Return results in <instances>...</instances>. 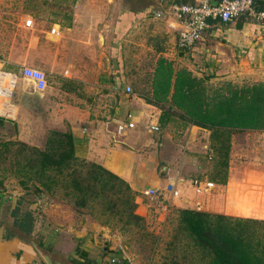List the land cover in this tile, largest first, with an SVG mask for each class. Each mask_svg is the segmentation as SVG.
Wrapping results in <instances>:
<instances>
[{"label":"crops","instance_id":"crops-1","mask_svg":"<svg viewBox=\"0 0 264 264\" xmlns=\"http://www.w3.org/2000/svg\"><path fill=\"white\" fill-rule=\"evenodd\" d=\"M46 1L35 0V16L27 14L24 15L23 19L17 18V16L15 18L13 15L7 17V22H13V27L11 26L10 29L14 28L16 32H18V28H23V20L28 16L31 17L33 28L35 26V38L26 44L18 43V40L12 41L15 42L14 47L10 45V49H7L9 51L3 52L6 56H0L1 71L15 75L21 66H28V60L25 56H8L12 52V48L15 53L22 54L23 48H25V55L29 50H35L36 53L43 40L47 42L50 40V42L55 43L56 47L71 49L73 46L66 43V40L79 37L83 48L86 49L93 47L92 38L98 36L100 32H104L107 26L106 23L111 21L113 27L112 45L109 49L111 62L109 64L114 68L106 74V77L101 75L99 78L100 72L97 68L94 76L98 78L95 82L98 86L102 88L108 86V82L106 81L107 84H105L103 81L107 79L111 85L110 89L117 90L125 84L126 79L122 74L120 39L127 34L133 23L144 14L147 16V11L151 12V8L154 7L151 13L152 18H157L156 15L158 14V18L161 17L163 21L165 35L160 36L161 46L162 41L163 45L166 44L165 39H167L168 44L173 45L171 48V51H173L170 55L174 52L178 66L181 65L196 77L213 75V79L216 80V77L220 76V79L236 84L264 82V22L254 15H239L226 23L209 21L201 39L196 41L190 48L180 50L176 48L178 24L172 14L171 6H193L197 4V0H167L163 5L158 0H143L144 8L125 10L119 9L120 5L126 4L123 0H90L88 5L85 6V14L80 15L84 22H88V25H83L85 27L83 29L79 28V24L77 25L78 20L77 17L75 18V14H71V19L67 17L69 24L66 26H61L57 20L54 21L52 18L54 4L53 2L50 3V0ZM213 1L218 2L219 0ZM71 3L76 7L74 5L76 3H73V1ZM90 4H94L96 13H92L91 9L89 10L88 6H91ZM253 9L256 13L264 12V0H253ZM100 23L105 24L101 27ZM51 28L56 29V35L49 34ZM101 39L106 45L105 35H102ZM67 53V50L65 53H61V57L60 54L53 53L54 61L60 62L62 55L65 59ZM101 54L103 55V52ZM158 54H161L162 58L164 55L166 56L161 51ZM68 61L69 58H66L65 63ZM77 65L75 67V64H72L64 71L66 85H69V88L65 91L70 92V94L78 90L80 84L85 86L91 84L90 78L85 76L86 68L84 70L78 68L84 67L85 64ZM86 80H89L88 84ZM98 81L100 84H98ZM17 82L24 86L22 79L16 77L11 93ZM30 88L32 89L31 84L29 85V91ZM122 92L123 97H63L56 104L49 106L43 100L37 101L35 99V104H38L35 105V109L30 106V102H33L32 99L24 93H22V97H18L17 104L12 103L11 96L8 102L12 106L11 110L14 111V116H17L20 110H26L30 111L31 114L27 116L31 118L59 119V121H55V124H60L63 121L61 124L69 129L74 147L80 150L81 158L94 162L116 175L125 181L134 193L140 194L141 190L147 188L162 189L166 185H172V189L176 191L177 195L174 197L168 195L167 206H173L174 209H191L193 204L200 206V208L203 205L201 209L207 212L226 214V210L230 208L229 205L231 206L232 203L231 195L228 196V191L224 186H216L212 181L201 179V181H208L213 184L212 189L209 191L202 190L197 193L199 195L206 194L202 195L201 199L195 194L192 195L188 187H183L184 182L189 184L188 178L190 181L192 179V177L186 175L187 167L191 166L190 170H195L194 172L201 170L197 159L204 152L209 153L208 151H210V131L193 125L187 127L183 133V140L186 141V145L190 149L193 148L192 150L197 155H192L193 159L183 156L177 160L175 147L179 142L174 140L173 133L166 132L165 127L159 126V109L145 103L137 95L129 97L124 91ZM36 106L39 108H36ZM127 115H130V119H127ZM127 122H132L133 128L124 129L125 131L123 130L124 132L122 131L123 133L119 134L115 132L117 124H126ZM151 124L157 125V132L148 130V126ZM255 134H258V136ZM259 134L263 135L257 131L241 133L244 137L251 135L252 138L257 136L260 139L259 136L261 135ZM233 137H231V140H233ZM187 163L190 166H186ZM174 186L183 187L181 189V199L178 198L180 192L178 194ZM135 199V214L145 221V212H147L149 204L145 203L147 201H141L139 204ZM56 226L60 227L59 224ZM61 227L63 228V226ZM96 227L102 233L95 232L93 237H90L84 228V231L75 232L73 236L68 238L63 237V234L58 235V233H55L56 237L53 236L54 238L50 243L36 241L34 244L18 237L7 240L1 239L0 264H44L37 251L51 264H89V261H96L100 258L97 257L100 246L102 250L100 255H107L110 252L111 247L104 244V241H102L103 236L113 241V235L109 228L101 224ZM62 228L59 229L63 230ZM93 246L95 250L92 249Z\"/></svg>","mask_w":264,"mask_h":264},{"label":"rangeland","instance_id":"rangeland-1","mask_svg":"<svg viewBox=\"0 0 264 264\" xmlns=\"http://www.w3.org/2000/svg\"><path fill=\"white\" fill-rule=\"evenodd\" d=\"M71 1L73 0H50V3L53 2L54 4L52 18L54 21L57 20L61 26H66L69 24L67 17L71 19V14H75V18L77 17L78 20L77 25L79 24V28L83 29L85 25H88V22H84L80 15L85 14V6L88 5L90 0H77L76 4H74L76 7L72 5ZM123 1L126 4L119 6L121 10L144 8L143 0ZM88 8L89 10L91 9L92 13H96L94 4L88 6ZM153 9L154 7L151 8V12L147 11V16L144 14L133 23L127 34L120 39L122 74L126 79L125 84L121 85L117 90L110 89L111 85L107 79L103 80L105 84L108 82V86L105 88L95 84L101 75L106 77V74L114 68V66L109 64L111 62L109 49L112 45L113 27V22L110 21L106 23L107 26L104 32L99 31L98 36L92 38L93 47L86 49L83 48L79 37H75L73 40H66V43L73 46L71 49L56 47L55 43L50 42L48 38V42L46 40L42 41L36 53L35 50H29L25 55V48L22 49V54L15 53L12 48V52L8 56H25L28 60V67L36 68L43 72L46 81V87L41 92H35L31 88L29 91L30 83L27 81L22 80L24 86L17 82L11 93L12 103L17 104L18 97H22V93L32 99L33 102H30V106L34 109L35 105H38L35 104V99L37 101L41 99L49 106L56 104L63 97H123L124 86H128L131 90L128 94L129 97L147 95L156 61L158 58H162L161 54H158L159 51L166 54L163 59L169 61L174 70H186L181 65L178 66L176 64L174 52L170 55L173 51H171L173 45L171 43L168 44L167 39H165L166 44L163 45L162 41L161 46L160 36L165 35L163 21L158 16L157 18H152ZM35 11V0L0 1V56H6L3 52H8L9 50L7 49H10V45L14 47L15 42L12 41L18 40V43L26 44L35 38V26L31 30L18 28V32H16L14 28L10 29L11 26L13 27V22H7V17L13 15L15 18L17 16V18L23 19L24 15L27 14L35 16ZM104 24L102 23L100 26L103 27ZM102 35L106 37V45L103 41H99L98 37L102 38ZM66 50L68 52L66 58H69L67 63H65L66 58L64 59L63 55L60 62L54 61L53 53L55 54L56 52V55L60 54L61 57V53H65ZM101 52H103V55ZM72 64H75V67L78 66L77 64H85L86 67L81 66L78 68H81V70L86 68L85 76L90 78L91 84L87 86L80 84L78 90L70 94V92L65 91L69 88V85H66L64 71ZM97 68L100 72L98 78L94 76ZM189 73L194 78L202 79L203 85L210 91L214 88L222 87L225 83H230L236 87L254 84L251 82L236 84L220 79V76L216 77L215 80L213 75L196 77L191 72ZM88 81L87 84L89 83ZM98 84H100L99 81ZM36 108L39 107L36 106ZM29 114H31L30 111L20 110L13 119L0 122V143L18 141L28 147L42 149L46 139L52 137L53 132L70 133L69 129L61 124L63 121L60 122L61 125L59 123L55 124V121H59V119L31 118L27 116ZM170 115H172L173 120L165 126V130L173 133L175 136L174 140L179 142L177 147H175L177 160L183 156L193 159L192 155L197 154L183 140V133L190 125L184 126L185 123L177 118L178 113L175 111H171ZM257 132L263 134H259L261 135L259 136L261 137L260 139L257 138L258 134H255L257 135L255 138H252L251 135L244 137V135H241L242 132H233L230 135L225 167L226 181L222 186L227 189L228 196L231 195L232 204L226 210L227 213L223 215L264 220V132ZM232 136H234L233 140H231ZM16 151V146L10 147L5 152L3 160H0V240L7 237L8 230L17 234L22 240L31 241L34 244L36 241L52 242L51 240L56 237L55 233H58V235L63 234V237L68 238L73 236L75 232L78 233L81 232L80 230L84 231V229H86L90 237H93L95 232L102 233L96 227L101 224L111 230L113 241L106 238V236L102 238L104 244L110 246L111 249L107 255H100V252H102L100 246L97 251V257L100 258L96 259V261H89V264H107V259L109 258L115 259L116 264H165L168 262V258L171 257H175L177 264L187 262L183 256L182 248H174L169 245V242L172 241V233L176 227V220L173 213L174 207L167 206L168 200L158 204L154 202L155 200L141 198V195L136 193L135 198L140 199L138 201V199L134 198L136 202L140 204L141 201H147L145 203L149 204V206L147 212H145V221L142 220L137 226H129L127 228L123 226L122 221H118V218L102 213L104 208L100 197L91 201L90 207H74L71 198L64 196L61 182L51 186L49 191L42 190L41 193L37 194L33 187L35 181L26 178L30 175V172L24 174L27 170L20 168V165L25 164L26 156L29 153L24 152L17 155ZM208 152H204L197 159L201 166V170H198L199 172L197 170V172H194L195 170L191 171L190 164H186V166H190L189 168L187 167L186 175L192 177L191 181L193 179L201 181L204 178L219 186L215 183L214 175L222 171L218 164L220 159L219 156H215L211 151ZM75 155L77 158L83 159L79 149H75ZM174 159L176 158L174 157ZM19 169L22 171L20 172ZM19 180L25 181V187L19 185ZM187 180H189V184L184 182L183 187H188L192 195L195 194L200 199L202 195H206L205 193L199 195L194 192L195 189L190 179L188 178ZM165 187L162 189L152 187L151 189L162 191ZM183 187L174 186L178 194L180 192L179 199H181V189ZM201 208L194 204L191 207V209L196 211L207 212ZM22 217L24 218V223H30L28 233L18 232V228L13 224V222L23 219ZM57 224L60 227L56 226ZM259 232H264V229ZM59 241L61 242V239ZM92 249L95 250V247L93 246Z\"/></svg>","mask_w":264,"mask_h":264},{"label":"trees","instance_id":"trees-1","mask_svg":"<svg viewBox=\"0 0 264 264\" xmlns=\"http://www.w3.org/2000/svg\"><path fill=\"white\" fill-rule=\"evenodd\" d=\"M140 98L159 109L160 127L173 120L170 112L175 111L184 126L193 125L210 131L209 149L219 156L218 164L222 168L213 177L218 185H224L226 181L230 135L243 131L264 132V82L242 87L225 83L210 91L202 79L194 78L184 69L174 70L169 61L158 58L151 74L149 92ZM12 146L17 147V155L29 153L25 164L19 165L27 170L24 174L30 172L26 178L35 181L33 187L37 194L42 190L49 191L51 186L61 182L64 196L71 198L76 208L90 207V202L100 197L102 213L118 218L123 226L128 228L142 222V218L134 213L136 193L125 181L100 165L77 158L70 133L53 132L42 149L18 141L1 142L0 160ZM25 184L19 180L20 186L25 187ZM173 213L176 227L169 245L182 248L187 261L178 264H264V232H259L264 229V220L190 208L173 209ZM13 224L18 232L28 233L30 223H24V218ZM8 232L3 239L18 237L12 231ZM165 264H177V261L171 257Z\"/></svg>","mask_w":264,"mask_h":264},{"label":"built area","instance_id":"built-area-1","mask_svg":"<svg viewBox=\"0 0 264 264\" xmlns=\"http://www.w3.org/2000/svg\"><path fill=\"white\" fill-rule=\"evenodd\" d=\"M76 2L77 0H73V3ZM171 11L178 24L176 47L181 50L190 48L196 41L201 39L209 21L226 23L239 15L248 14L254 15L264 22V12L256 13L254 11L253 0H219L218 2H214L213 0H197V4L193 6L172 5ZM156 16L159 15L157 14ZM23 28H33L31 17L28 16L23 20ZM49 34L56 35V29L51 28ZM16 77L30 83L35 92L43 91L46 86L43 72L32 67L23 65L15 75L0 70V118L3 120H11L15 117L8 99L11 96V88ZM124 92L125 94H129L131 90L129 87H125ZM127 119H130V115H127ZM131 128H133L132 122L117 124L115 132L119 134L124 129ZM148 130L157 132L158 127L151 124L148 126ZM191 184L196 193L202 190H210L213 187L211 182L197 179H193ZM140 195L146 199L155 200V203L162 204L167 200L168 195L174 197L177 193L172 189V185H166L162 191L150 188L141 190ZM107 264H116V261L113 258H109L107 259Z\"/></svg>","mask_w":264,"mask_h":264},{"label":"water","instance_id":"water-1","mask_svg":"<svg viewBox=\"0 0 264 264\" xmlns=\"http://www.w3.org/2000/svg\"><path fill=\"white\" fill-rule=\"evenodd\" d=\"M167 0H158L159 3H161V5H163ZM99 41H102L101 37H98ZM102 228V227H101ZM38 256L41 258V260L43 261L44 264H51L49 262V260H47L39 251H37Z\"/></svg>","mask_w":264,"mask_h":264}]
</instances>
